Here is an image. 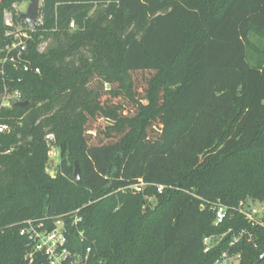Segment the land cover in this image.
<instances>
[{
  "label": "trees",
  "instance_id": "trees-1",
  "mask_svg": "<svg viewBox=\"0 0 264 264\" xmlns=\"http://www.w3.org/2000/svg\"><path fill=\"white\" fill-rule=\"evenodd\" d=\"M24 1H0V46L4 10ZM40 1L30 70L0 76V98L6 85L27 101L0 109V264H47L27 258V220L61 221L87 264H213L240 231L238 264H264V211L260 224L236 211L264 201V0Z\"/></svg>",
  "mask_w": 264,
  "mask_h": 264
},
{
  "label": "built area",
  "instance_id": "built-area-1",
  "mask_svg": "<svg viewBox=\"0 0 264 264\" xmlns=\"http://www.w3.org/2000/svg\"><path fill=\"white\" fill-rule=\"evenodd\" d=\"M1 1V0H0ZM28 1L25 0L19 4L14 3L11 9L4 10L2 15L3 25L5 27L4 37L9 41L3 46H0V76H4L6 71L10 68L13 70L22 69L23 72H28L30 66L24 62V55L27 52V45L32 40V33L37 27L42 26L43 18L41 15L42 1L38 2V14L35 21L34 29L29 28L23 21H14V15L18 16L22 11H17V8L22 6ZM26 11V10H25ZM75 24L71 21L68 24V29L73 30ZM46 42L39 43L37 49L42 52L44 48L41 45ZM35 73H39L38 69L34 70ZM21 101L20 93L18 91H9L8 87L4 85L3 94L0 98V109L10 107L13 103ZM10 127L6 123L0 122V135L8 134ZM46 139H52L51 135H47ZM146 186V183L139 181L138 183L128 187L133 193L141 192ZM164 190L163 186H157L156 191L161 193ZM210 209L214 212L215 220L214 224H220L224 221L228 208L220 203H213ZM236 211L242 215L247 221L252 224H260L258 217L250 211L244 203H240ZM80 219L75 218L74 222H78ZM35 221L27 220L24 223V227L20 229L19 234L25 236L29 241V251L27 258L29 262H32L33 255L36 253H42L47 261V264H87L90 249L85 250V254L82 256L77 253H71L67 248V240L64 234V227L61 221L55 222V227L51 230L43 229L41 223L35 225ZM245 236V231H240L237 235L232 236V240L229 242L228 248L220 253L213 264H238L241 255L237 252L231 251L241 238ZM224 237L221 235H212L203 238V253H208L214 247H216ZM249 241V238L247 239Z\"/></svg>",
  "mask_w": 264,
  "mask_h": 264
},
{
  "label": "rangeland",
  "instance_id": "rangeland-1",
  "mask_svg": "<svg viewBox=\"0 0 264 264\" xmlns=\"http://www.w3.org/2000/svg\"><path fill=\"white\" fill-rule=\"evenodd\" d=\"M116 3V2H115ZM117 5V3H116ZM27 8V3H24L22 6L17 8V11H22L25 12ZM47 43L41 45L42 48L45 49ZM111 102L113 103H119V99H112ZM47 140V145H48V154H47V161H46V171L50 176H54L57 172L58 165L60 162L59 159V151L58 148L55 144L54 138L52 136V139H46ZM150 202V206L153 207L155 205V200L154 198H151L148 200ZM244 205L252 211V213L255 215L254 217L261 218L263 211H264V201L259 202V201H253V200H247Z\"/></svg>",
  "mask_w": 264,
  "mask_h": 264
},
{
  "label": "water",
  "instance_id": "water-1",
  "mask_svg": "<svg viewBox=\"0 0 264 264\" xmlns=\"http://www.w3.org/2000/svg\"><path fill=\"white\" fill-rule=\"evenodd\" d=\"M28 5L26 11L19 15V20L23 21L29 28L34 29L35 21L38 14V2L39 0H27ZM27 104V101L18 102L16 106L23 107ZM74 181H78L80 179L79 169L76 164H74L73 170ZM264 258V252L260 256L259 261Z\"/></svg>",
  "mask_w": 264,
  "mask_h": 264
}]
</instances>
